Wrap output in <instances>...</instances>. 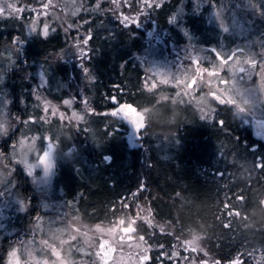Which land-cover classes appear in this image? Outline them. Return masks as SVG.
<instances>
[{"label":"trees","instance_id":"obj_1","mask_svg":"<svg viewBox=\"0 0 264 264\" xmlns=\"http://www.w3.org/2000/svg\"><path fill=\"white\" fill-rule=\"evenodd\" d=\"M125 7V13L108 4L79 15L80 21L89 20L84 29L91 37L85 74L58 55L68 43L60 28L46 38L28 37L23 21L0 18V50L20 46L6 83L13 98V128L0 140L1 168L26 202L34 197L31 203L39 210L30 178L14 161L13 143L21 136L45 140L48 135L57 140L54 187L68 205L67 218L121 224L149 248L146 255L135 253L139 264L148 256L146 264H182L179 249L192 240L213 264H232L237 258L242 264H264V169L258 167L264 162V132L256 128L258 120L239 119L229 105L218 106L211 121L203 120L192 103L163 98L166 87L146 89L144 68L135 57L146 49L150 31L168 43H185L192 36L208 45L218 43V30L204 13L193 11L190 0L165 1L127 20ZM40 70L46 86L40 84ZM34 83L55 102L73 96L88 116L81 127L63 129L61 123L41 121ZM131 108L144 111L145 120L124 118ZM33 118L41 122L29 126ZM163 141L167 144L160 146ZM238 194L245 196L243 203L236 201ZM228 205L239 215L229 217ZM141 211L163 230L148 227ZM31 215L42 212L28 206L15 235L27 232ZM229 220L232 225L225 228ZM15 241L5 238L0 244V264ZM173 250L180 253L175 260L169 257Z\"/></svg>","mask_w":264,"mask_h":264},{"label":"rangeland","instance_id":"obj_2","mask_svg":"<svg viewBox=\"0 0 264 264\" xmlns=\"http://www.w3.org/2000/svg\"><path fill=\"white\" fill-rule=\"evenodd\" d=\"M165 1L169 0H136L134 2L139 7L136 12L131 6L133 0H0V6L4 8L0 18L16 17L23 21L28 37L43 36L45 25L49 27V35L60 28L67 36L68 43L58 55L77 64L85 74L84 62L90 50V34L84 29L89 20L80 21L81 13L96 11L108 4L117 12L125 13L127 4L126 16L132 18ZM190 1L193 11L198 15L204 13L208 24L218 30V43L205 45L192 36H187L185 43H176L174 39L168 43L164 36H157L155 31H150V42L146 49L135 56L144 68L146 89L166 87L167 91L161 93L163 98L171 97L192 103L203 120L211 121L218 106L229 105L239 119L248 120L249 123L250 120L264 123V0ZM97 3L99 8H96ZM10 4L23 11H13L8 7ZM206 6L208 12L205 13ZM254 13L260 14V17L251 16ZM182 33L186 32L182 30ZM18 47L16 43L0 50V140L8 138L13 128V98L6 83L10 70L15 67L13 52ZM38 73L41 86H46L43 71ZM36 84L33 92L37 102L35 105L41 112V121L61 123L65 125L63 129H79L88 116L83 108H77L75 98L70 96L55 102L49 99L45 91H40ZM68 100L72 101L70 105L66 103ZM130 115L132 118L128 119ZM123 116L127 120L135 116L145 120L144 111L132 108L127 109ZM41 121L40 118H33L28 125L34 126V123L39 124ZM28 136H21L18 141H14L12 154L15 163L30 178L42 215H31L27 232L15 235L28 206L35 212L39 210L32 205L36 203L34 197L29 196L26 202L20 196L15 180L0 166V244L5 238H16L15 244L5 253V264H139L135 253L146 255L149 248L141 240H133L121 224H90L78 216L67 218L68 205L54 187L57 140H50L48 135L45 140L36 134ZM42 144L44 148L40 153ZM166 144L163 141L160 146ZM142 214L141 211V217L148 227L163 230L162 226L150 219L149 212ZM103 242L108 244V251L101 256ZM179 250L184 251L182 264H213L194 240ZM199 253L203 256L201 260L198 259ZM162 255H166L165 251ZM169 257L175 260L180 257V253L173 250Z\"/></svg>","mask_w":264,"mask_h":264},{"label":"snow or ice","instance_id":"obj_3","mask_svg":"<svg viewBox=\"0 0 264 264\" xmlns=\"http://www.w3.org/2000/svg\"><path fill=\"white\" fill-rule=\"evenodd\" d=\"M48 5H45V7H47ZM148 6H149V4H148ZM150 6H152V5H150ZM8 7H10V8H12L13 9V11H15V12H22L23 11V9L22 8H16L14 5H8ZM100 7V5H99V3H97L96 4V8H99ZM4 13V8L2 7V6H0V15H2ZM127 19H129V17H125V20H127ZM173 19H175V18H173ZM34 31H36V29H33ZM49 35V27L47 26V25H45L44 27H43V36L46 38L47 36ZM91 39V37H89V40ZM222 59H227V58H224V57H222ZM86 71H87V69H85ZM66 103L67 104H71L72 103V101L71 100H68V101H66ZM49 167H50V165H49ZM258 167L260 168V169H264V162H262V163H260L259 165H258ZM235 199H236V201H238V202H240V203H243L244 201H245V196L243 195V194H238V195H236V197H235ZM125 206H127L128 207V205H127V203L125 202L123 205H122V207H124L125 208ZM227 209H229L228 211H227V215L229 216V217H231V216H235V215H239V212L238 211H234V209H235V207L234 206H232L231 208H230V206L228 205L227 206ZM142 221V220H141ZM231 225H232V221L231 220H229V222L228 223H226V224H224L223 226L225 227V228H230L231 227ZM144 239H146L145 237H143ZM15 251V250H14ZM108 251V246L107 245H104V251L103 252H100V255L101 256H104V253L105 252H107ZM114 254V252L112 253V255ZM170 255V254H169ZM105 260H107V257H105ZM149 260V256H148V258L146 259V260H144V261H141V264H146V262ZM107 264H109V262H107ZM216 264H220V262H216ZM232 264H242V261L239 259V258H237V259H234L233 261H232Z\"/></svg>","mask_w":264,"mask_h":264},{"label":"water","instance_id":"obj_4","mask_svg":"<svg viewBox=\"0 0 264 264\" xmlns=\"http://www.w3.org/2000/svg\"><path fill=\"white\" fill-rule=\"evenodd\" d=\"M127 117H128V119H131V118H132L131 115H130V116H127ZM256 128H257L258 130L264 132V123H263L262 121H258V122H256Z\"/></svg>","mask_w":264,"mask_h":264}]
</instances>
